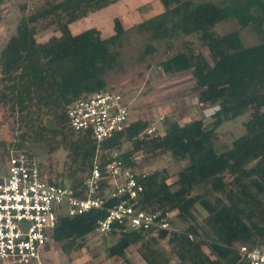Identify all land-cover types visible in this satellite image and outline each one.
<instances>
[{
    "label": "trees",
    "instance_id": "1",
    "mask_svg": "<svg viewBox=\"0 0 264 264\" xmlns=\"http://www.w3.org/2000/svg\"><path fill=\"white\" fill-rule=\"evenodd\" d=\"M117 1L46 0L20 18L0 50V103L17 124L13 145L25 149L28 142L38 143L49 152L63 147L67 159L58 183L74 188L89 174L98 143L90 131H74L68 108L77 99L107 89V74L119 64L126 28L120 17L113 19L114 32L107 37L96 27L74 33L70 26ZM159 1L163 10L135 28L170 46L174 39L181 40L183 50L161 61L162 71H189L197 102L216 109L209 124L203 118L185 124L168 118L163 120V134L157 131L142 140L137 136L150 123L138 119L126 133L103 142V150H122L124 142L130 141L132 148L122 157L132 168L138 152L188 161L173 181L159 169L140 178L144 192L139 202L148 210L175 211V218L187 227L162 230L156 236L137 229L114 231L112 235L119 237L108 247V255L124 258L130 246L139 244L147 264H171L169 254L159 246V240L167 238L180 264H243L237 245L264 247V0ZM230 18L241 28L251 27L259 42L245 45L240 30L222 35L213 31V25ZM50 30L59 34L40 41V35ZM193 35L208 48L211 61L189 39ZM154 51L148 45L143 53ZM248 110L245 134L218 152V128ZM201 187L203 191L196 192ZM197 204L207 212L198 227L191 222ZM105 215V209L60 215L52 240L65 253L78 251Z\"/></svg>",
    "mask_w": 264,
    "mask_h": 264
},
{
    "label": "rangeland",
    "instance_id": "2",
    "mask_svg": "<svg viewBox=\"0 0 264 264\" xmlns=\"http://www.w3.org/2000/svg\"><path fill=\"white\" fill-rule=\"evenodd\" d=\"M45 1L0 0V50L15 30L20 18ZM214 1L218 2L219 0ZM162 10L163 7L159 0H118L105 9L90 13L70 26L74 33L96 27L100 29L103 37H107L114 32L113 19L121 18L126 32L123 37V46L120 48L119 64L107 74V88L123 93L130 105L131 121L145 119L149 121V126H156L157 131L161 134L165 131V119L178 120L180 124H185L190 120L203 118L204 123L209 124L212 121L210 113L213 112V109L207 108L208 105L194 104L195 87L189 71L167 74L160 67L161 61L183 50L181 40L174 39L170 46L166 40H154L150 37L149 32H140L135 28V25L153 18ZM212 29L218 35L240 30L245 45L259 42V36L251 27L241 28L234 18L216 23ZM58 34L59 32L50 30L40 35L39 40L44 41L52 35ZM189 39L196 41L195 45L211 61L208 48L199 44L197 36H190ZM148 45L154 46L156 51L144 54ZM160 116H164V121L159 120ZM249 116L250 110L234 119L225 121L218 128V136L215 140L218 152L226 150L236 137L245 134L244 121ZM17 133L14 116L10 115L5 106L0 103L1 174L6 173L9 154L17 149L13 145ZM24 148L37 158L44 171V176L48 180L58 182L61 179L59 175L64 171V163L67 159V151L63 147L49 152L38 143L28 142ZM131 148L132 143L125 141L122 151ZM134 160L136 168L145 173H151L156 169L165 170L168 181L175 180L177 171L188 163L187 160L178 162L169 154L150 156L142 152L136 153ZM202 191L201 187L196 192ZM193 213L195 220H191V222L197 227L203 225L207 212L197 204ZM174 220L173 227L176 230L180 231L187 227V223L176 218ZM118 237V235L112 234H89L85 239L86 246L72 253H65L61 246L52 240L42 253L40 261L34 264H147L140 255L139 244L130 246L124 258L109 256L108 247L115 243ZM159 246L169 254L171 264H180L177 256L171 251L167 238L159 240ZM204 249L209 253L206 246Z\"/></svg>",
    "mask_w": 264,
    "mask_h": 264
},
{
    "label": "built area",
    "instance_id": "3",
    "mask_svg": "<svg viewBox=\"0 0 264 264\" xmlns=\"http://www.w3.org/2000/svg\"><path fill=\"white\" fill-rule=\"evenodd\" d=\"M68 117L74 131H90L98 143L91 170L74 188L48 180L40 162L26 149L11 151L6 173H0V264L39 262L60 215L105 209L94 231L100 235L137 229L156 236L162 230H176L172 224L175 211L140 206L144 192L140 178L148 173L128 166L122 150L101 148L106 140L126 133L132 122L123 93L107 88L77 99L69 106ZM156 132L157 127L151 125L137 138L143 140ZM109 200L115 201L107 206ZM237 249L243 264H264V247L240 244Z\"/></svg>",
    "mask_w": 264,
    "mask_h": 264
},
{
    "label": "crops",
    "instance_id": "4",
    "mask_svg": "<svg viewBox=\"0 0 264 264\" xmlns=\"http://www.w3.org/2000/svg\"><path fill=\"white\" fill-rule=\"evenodd\" d=\"M104 9H105V8H104ZM191 95H192V94H191ZM194 96H195V97H194ZM194 96H193V102H194V104H198L195 93H194ZM199 105H200V104H199ZM205 105H208L207 108H211V109H213V111L216 109V107L212 106L210 103H203V106H205ZM211 113H212V112H211ZM211 113H210V115H211ZM142 120H145V119H142Z\"/></svg>",
    "mask_w": 264,
    "mask_h": 264
},
{
    "label": "water",
    "instance_id": "5",
    "mask_svg": "<svg viewBox=\"0 0 264 264\" xmlns=\"http://www.w3.org/2000/svg\"><path fill=\"white\" fill-rule=\"evenodd\" d=\"M48 123H49V126H50V127H52V126H53V123H52V121H50V120H49V121H48Z\"/></svg>",
    "mask_w": 264,
    "mask_h": 264
}]
</instances>
